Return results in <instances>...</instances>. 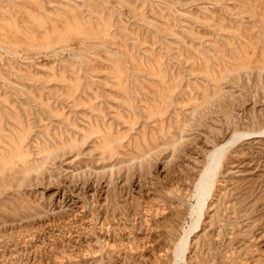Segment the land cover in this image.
<instances>
[{"label": "rangeland", "instance_id": "1", "mask_svg": "<svg viewBox=\"0 0 264 264\" xmlns=\"http://www.w3.org/2000/svg\"><path fill=\"white\" fill-rule=\"evenodd\" d=\"M264 0H0V264H264ZM224 142V143H222Z\"/></svg>", "mask_w": 264, "mask_h": 264}, {"label": "bare ground", "instance_id": "2", "mask_svg": "<svg viewBox=\"0 0 264 264\" xmlns=\"http://www.w3.org/2000/svg\"><path fill=\"white\" fill-rule=\"evenodd\" d=\"M247 136H250V134L235 133L225 143L222 142L224 144L217 145L209 154L207 165L195 186V197L197 202L196 208H193L192 210L191 225L184 232L183 237H181L174 249L172 264L187 263V251L190 236L197 233V230L201 227L206 201L214 189L215 177L222 165L224 155L233 144Z\"/></svg>", "mask_w": 264, "mask_h": 264}]
</instances>
